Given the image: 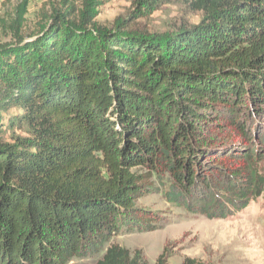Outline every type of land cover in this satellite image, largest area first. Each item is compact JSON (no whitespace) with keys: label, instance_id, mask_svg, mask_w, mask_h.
<instances>
[{"label":"trees","instance_id":"1","mask_svg":"<svg viewBox=\"0 0 264 264\" xmlns=\"http://www.w3.org/2000/svg\"><path fill=\"white\" fill-rule=\"evenodd\" d=\"M73 1L0 46V264H148L111 241L160 228L155 180L210 219L264 195V0H131L112 27ZM178 4L200 21H139Z\"/></svg>","mask_w":264,"mask_h":264},{"label":"rangeland","instance_id":"2","mask_svg":"<svg viewBox=\"0 0 264 264\" xmlns=\"http://www.w3.org/2000/svg\"><path fill=\"white\" fill-rule=\"evenodd\" d=\"M78 17L86 7L95 21L112 27L119 17H127L131 0H74ZM64 0H0V46L14 43L18 37L39 32L49 17L66 12ZM201 15L190 13L182 5H169L139 20L156 33H169L184 23L197 24ZM28 40V39H27ZM11 110L2 114L13 115ZM264 174V162L261 164ZM152 193L138 201L140 208L163 216L160 228L152 232L126 233L115 237L119 245L132 254L141 251L148 264H156L165 252L168 264H184L186 259L201 264H264V195L243 212L227 220L210 219L173 206L167 197L168 184L155 180ZM102 257L80 259L72 264H95Z\"/></svg>","mask_w":264,"mask_h":264}]
</instances>
